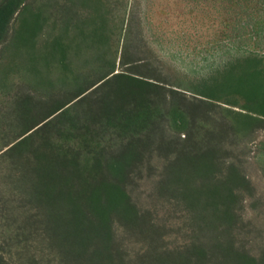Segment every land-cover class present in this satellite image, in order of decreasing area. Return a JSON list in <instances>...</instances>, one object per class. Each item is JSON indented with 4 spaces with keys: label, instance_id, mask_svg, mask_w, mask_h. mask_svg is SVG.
I'll return each mask as SVG.
<instances>
[{
    "label": "trees",
    "instance_id": "trees-1",
    "mask_svg": "<svg viewBox=\"0 0 264 264\" xmlns=\"http://www.w3.org/2000/svg\"><path fill=\"white\" fill-rule=\"evenodd\" d=\"M212 2L228 60L188 95L136 12L114 36L109 0H0V65L21 71L0 115V264H264V0ZM253 161L264 179V139Z\"/></svg>",
    "mask_w": 264,
    "mask_h": 264
},
{
    "label": "rangeland",
    "instance_id": "rangeland-1",
    "mask_svg": "<svg viewBox=\"0 0 264 264\" xmlns=\"http://www.w3.org/2000/svg\"><path fill=\"white\" fill-rule=\"evenodd\" d=\"M212 1L109 0L112 14L108 30L117 36L123 20L127 19L131 12H136L144 36L149 41L153 40L152 45L158 55L166 65H170L178 73L184 86L182 88L185 89L183 91L193 95L188 88L211 77V69H222L229 56L225 53L230 34L228 22L222 13L216 12L215 6L212 7ZM3 63L0 65V115L4 111L8 85L17 84L21 75V71L17 66H13L11 61L10 65ZM263 139L264 131L258 130L249 144L252 152L248 174L258 191L264 188V179L253 161V155ZM143 190L145 192L146 188ZM246 214L250 215L248 210ZM2 224L0 217V245L5 248ZM4 256L5 264H17L14 257L11 258L8 253Z\"/></svg>",
    "mask_w": 264,
    "mask_h": 264
}]
</instances>
